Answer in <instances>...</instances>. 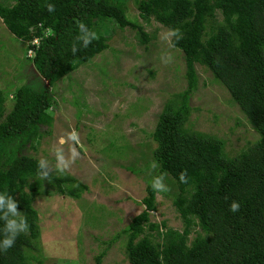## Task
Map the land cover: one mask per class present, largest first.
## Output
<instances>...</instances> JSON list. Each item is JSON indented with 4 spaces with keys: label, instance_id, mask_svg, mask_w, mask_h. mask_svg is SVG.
Masks as SVG:
<instances>
[{
    "label": "trees",
    "instance_id": "obj_1",
    "mask_svg": "<svg viewBox=\"0 0 264 264\" xmlns=\"http://www.w3.org/2000/svg\"><path fill=\"white\" fill-rule=\"evenodd\" d=\"M49 3L55 5L54 12L47 11ZM125 3L0 0V19L14 38L24 43L39 39L29 57L35 79L15 89L9 112L3 119L0 113V193L6 192L18 202V210L30 225L12 248L0 251V264L38 260L29 249H36L32 240L39 236L33 200L44 181L55 182L61 194L72 197L86 189L78 181L66 179L67 175L58 178L50 172L42 179L38 159L23 151L26 146L35 149L49 133L44 129L53 121L48 88L108 48L105 29L129 27L140 44L153 38L130 17ZM134 3L143 20L153 19L166 29L179 28L183 36L175 49L183 55L187 86L164 103L152 133L158 175L168 174L177 188L173 205L182 230L149 219L156 193L150 181L141 201L145 208L123 230L125 257L129 264H264V0ZM79 22L99 36L87 48L76 39ZM73 44L78 49L75 55ZM196 66L207 69L222 84L257 134L254 142L232 157L226 154L222 139L187 127L189 98L198 83ZM185 171L188 182L181 183L179 174ZM233 201L240 205L237 212L229 211ZM3 223L0 221V239ZM191 231L196 236L189 241ZM104 252L95 257V264H101Z\"/></svg>",
    "mask_w": 264,
    "mask_h": 264
},
{
    "label": "rangeland",
    "instance_id": "obj_2",
    "mask_svg": "<svg viewBox=\"0 0 264 264\" xmlns=\"http://www.w3.org/2000/svg\"><path fill=\"white\" fill-rule=\"evenodd\" d=\"M125 1L130 17L153 38L140 44L129 27L105 29L108 48L48 88L53 121L44 129L49 133L35 149L26 146L23 151L47 159L51 172L60 178L54 170V149L60 146V137L75 130L80 157L65 175L86 186L79 197L61 194L53 181H44L36 190L33 207L39 236L32 240L36 249H29L38 257L33 264H95L102 251L101 264H129L123 230L145 208L141 201L146 186L159 172L152 155V133L164 103L186 89L187 81L182 53L159 39L166 28L153 19L146 22L134 0ZM27 43L14 38L0 19L1 119L11 108L15 89L36 77L25 52ZM168 53L173 62L164 65L161 57ZM196 69L198 83L189 98L187 127L222 139L232 157L254 142L257 134L222 84L204 67ZM70 144L63 145L66 153ZM153 162L158 165L155 169ZM164 183L170 191L155 193V210L149 212V219L182 230L173 205L176 185L168 174ZM196 231H191L189 241Z\"/></svg>",
    "mask_w": 264,
    "mask_h": 264
},
{
    "label": "clouds",
    "instance_id": "obj_3",
    "mask_svg": "<svg viewBox=\"0 0 264 264\" xmlns=\"http://www.w3.org/2000/svg\"><path fill=\"white\" fill-rule=\"evenodd\" d=\"M46 9L48 12L55 11L54 4H47ZM79 35L77 36V40L81 43L82 47L87 48L92 41L99 39L98 34L89 29V27L84 22H79L77 24ZM159 39L167 45L168 48H175L177 42L183 39L182 33L179 28H169L161 31L159 34ZM39 39L33 38L31 41H28L26 49L27 57H32L33 55V46L38 45ZM72 53L78 51L75 44L71 48ZM173 62V56L168 53L161 57V63L164 65H168ZM70 147L67 153L64 150L63 145L69 143ZM60 146L55 147L54 149V157H55V165L54 170L61 175H65L70 173L72 166L75 164L76 160L80 157V151L77 146L81 144L79 134L72 130L67 134L66 137L62 136L59 138L57 142ZM153 169L157 168L158 165L153 162L151 165ZM38 175L42 179H47L49 173L53 170L49 165V161L45 158H41L38 160ZM165 175L161 174L153 177L151 181L152 189L157 193H167L170 191V187L164 183ZM179 180L181 183H187L188 177L187 173L181 172L179 174ZM240 208L238 202L233 201L230 204L229 211L237 212ZM0 221H3V229L2 234L3 238L0 239V251L6 252L8 249L12 248L15 245L17 238L23 233L26 234L30 230V225L28 223L27 216L18 210V202L13 199L12 196H9L6 192L0 193Z\"/></svg>",
    "mask_w": 264,
    "mask_h": 264
}]
</instances>
